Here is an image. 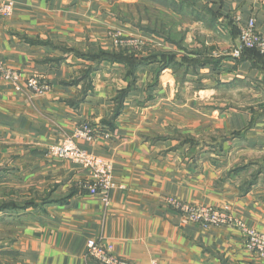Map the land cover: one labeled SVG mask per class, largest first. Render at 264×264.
Here are the masks:
<instances>
[{
  "label": "crops",
  "instance_id": "1",
  "mask_svg": "<svg viewBox=\"0 0 264 264\" xmlns=\"http://www.w3.org/2000/svg\"><path fill=\"white\" fill-rule=\"evenodd\" d=\"M6 2L5 65L51 90L0 81V205L11 206L0 211V264H100L86 255L90 239L132 264H264L236 228L183 224L169 204L228 205L264 233V54L233 56L250 20L264 36V0ZM153 11L179 43L140 27ZM148 34L157 47L140 50ZM121 51L150 60L132 77L96 59ZM85 124L94 140L79 147L113 164L108 208L85 188L87 171L50 155Z\"/></svg>",
  "mask_w": 264,
  "mask_h": 264
},
{
  "label": "built area",
  "instance_id": "2",
  "mask_svg": "<svg viewBox=\"0 0 264 264\" xmlns=\"http://www.w3.org/2000/svg\"><path fill=\"white\" fill-rule=\"evenodd\" d=\"M14 5L6 2L0 5V15L10 17L13 14ZM121 32L114 36L117 43L120 41ZM155 39H150V42ZM138 45L140 39L135 41ZM161 45V43L159 44ZM244 50H255L264 54V36L256 30V22L250 20L242 27L239 36V47L233 52V56L240 58ZM0 81L9 84L16 92L32 91L43 94L51 89L43 85L37 77L24 78L20 73L8 68L0 54ZM79 140L93 141L94 131L89 125L77 128L71 136L66 137L59 145L50 148V155L58 160L68 161L87 171L91 176V182L85 186L91 195L101 196L105 208L110 206V194L118 188L114 179L113 164L102 157L93 155L78 145ZM169 204L175 207L181 215L183 224H199L202 227H231L241 232L244 247L248 252L255 253L264 259V233L257 231L246 222L238 218L226 205L223 207H193L182 204L175 199H169ZM86 255L100 264H132L118 257L114 245L104 243L101 239H90L86 244Z\"/></svg>",
  "mask_w": 264,
  "mask_h": 264
},
{
  "label": "rangeland",
  "instance_id": "3",
  "mask_svg": "<svg viewBox=\"0 0 264 264\" xmlns=\"http://www.w3.org/2000/svg\"><path fill=\"white\" fill-rule=\"evenodd\" d=\"M143 8H145V7H141V9H140V11H143ZM180 7L178 6V5H174V4H172V7H171V10L173 11V12H177L178 11V9H179ZM145 10H146V8H145ZM147 11H149V8H147ZM141 15H140V17H139V19H144V18H148L147 17V14L146 13H140ZM149 16H150V14H149ZM152 16L153 17H151V18H149L150 19V22L147 24V25H140V27H142V29L144 30V31H147L148 33H150V34H153V35H155L156 34V36H160V37H163L166 41H167V43L168 42H172V43H179L178 42V40H180V37H178L177 35H175L174 34V37H172V34H170L169 35V33H167V35H162L161 33H163L164 32V27H163V25H162V23H161V21L164 19V17H162V15L159 13V12H156V11H153L152 12ZM159 22V23H158ZM173 30V29H172ZM160 32V33H159ZM173 32H174V30H173ZM147 34V33H146ZM163 34H166V33H163ZM150 36L151 35H141V37H140V43H139V45L137 46L140 50H144V51H147V49L148 48H150L151 46L152 47H154L155 45L152 43V42H150ZM240 36V35H239ZM152 37V36H151ZM239 40V39H238ZM155 47H157V46H155ZM134 48H136V47H134ZM152 50H153V48H152ZM114 170V169H113ZM119 188V187H118ZM117 188V189H118ZM121 188V187H120ZM2 188L0 187V190H1ZM50 198V197H49ZM171 199H174V198H171ZM176 200V199H175ZM177 201V200H176ZM179 202V201H178ZM28 203V202H27ZM103 203V202H102ZM180 203H182V202H180ZM14 204V207H12V209L14 208L15 210H17V209H19V206H18V204L17 203H13ZM111 204V203H110ZM182 204H184V203H182ZM3 205H8V207L10 208V204H2V205H0V206H3ZM104 205V204H103ZM186 205H188V204H186ZM191 206V205H190ZM194 207V206H193ZM6 208H7V206H6ZM24 208H25V205H24ZM197 208H199V207H197ZM11 212H12V210H11ZM251 253V252H250ZM127 261V260H126Z\"/></svg>",
  "mask_w": 264,
  "mask_h": 264
},
{
  "label": "trees",
  "instance_id": "4",
  "mask_svg": "<svg viewBox=\"0 0 264 264\" xmlns=\"http://www.w3.org/2000/svg\"><path fill=\"white\" fill-rule=\"evenodd\" d=\"M245 51H250L252 53L261 54V53H259L258 51H255V50H244V52ZM261 55H263V54H261ZM96 59L97 60H104V61H106V60H109V61L116 60L118 62H122V63H124V64H126L128 66L129 75L132 76V77H133L134 72L137 70V68L139 66L146 65L148 63V61L150 60V59L147 58V59L138 61L133 55H127V52H125V51H121L120 53L119 52L118 53L100 52L96 56ZM85 75H86L85 78H87L89 73L86 72ZM50 203H51V199L47 198V200H45L42 204L46 205V204H50ZM31 205L32 204L28 203L25 206L28 207V206H31ZM6 206H7V208H9L8 205L0 206V211L7 210V209H5ZM9 210H10V208H9Z\"/></svg>",
  "mask_w": 264,
  "mask_h": 264
}]
</instances>
